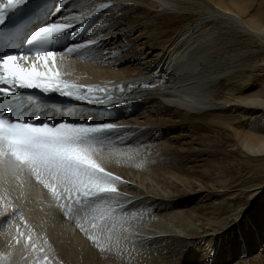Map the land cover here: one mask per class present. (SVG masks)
Here are the masks:
<instances>
[{
	"label": "bare ground",
	"instance_id": "obj_1",
	"mask_svg": "<svg viewBox=\"0 0 264 264\" xmlns=\"http://www.w3.org/2000/svg\"><path fill=\"white\" fill-rule=\"evenodd\" d=\"M186 1L46 0L48 20L37 29L73 25L55 36L56 67L100 102L24 89L32 94L25 119L117 125L97 147L101 165L122 180L102 201L77 202L62 189L57 201L28 173L0 179V264H264V0ZM186 12L196 17L172 16ZM89 40L97 43L67 52ZM197 62L204 71L194 75ZM55 101L89 114L54 122ZM207 132L254 157L234 190L204 163ZM235 191L239 212L228 213ZM97 204L127 222L113 231L94 220Z\"/></svg>",
	"mask_w": 264,
	"mask_h": 264
},
{
	"label": "snow or ice",
	"instance_id": "obj_2",
	"mask_svg": "<svg viewBox=\"0 0 264 264\" xmlns=\"http://www.w3.org/2000/svg\"><path fill=\"white\" fill-rule=\"evenodd\" d=\"M43 2L44 0H7L6 4H0V44L15 41L14 37L19 31V28L10 29L6 24L9 11L21 9V5L28 7L31 4L37 13H42ZM71 28L73 25L66 22L47 23L32 32L28 45L50 40ZM96 43L95 40H89L87 44H76L68 47L67 52L74 53L80 48ZM26 51L33 53L34 59L19 48H16L13 54L0 52V84L5 85L0 87V96L11 97L21 89H38L43 93H60L64 96H75L80 100L100 102L98 97L93 101L90 96L78 94L85 89L91 93L92 86L70 83L62 78L65 74L56 67L57 51L44 47H29ZM41 65L45 70L37 73V68ZM191 71L194 75L202 74L203 65L197 62L192 65ZM116 127L117 125L111 123L95 126L67 122L55 125L32 123L19 119L10 120L0 115V179H19L21 174L28 173L49 189L57 201L61 198V189L69 194L75 192L77 202L81 197L85 202H89L90 198L102 201L106 196L117 193L116 182L122 180L101 165L100 160L104 157L97 147L105 143L104 134ZM59 207L67 208L66 215L73 212L68 205L60 204ZM93 211L98 214L93 219L110 221L113 231L117 224L123 225L128 219L126 215H114L113 209L105 208L101 204H97ZM77 223L80 230L87 233L88 230L80 223L79 218ZM92 228L99 229L100 225L93 223ZM90 239L95 241L96 237L91 236Z\"/></svg>",
	"mask_w": 264,
	"mask_h": 264
},
{
	"label": "rangeland",
	"instance_id": "obj_3",
	"mask_svg": "<svg viewBox=\"0 0 264 264\" xmlns=\"http://www.w3.org/2000/svg\"><path fill=\"white\" fill-rule=\"evenodd\" d=\"M202 1L203 7H206L209 3L214 2V0ZM181 5L185 7H198L202 4L199 2V0H187L186 2L181 3ZM172 16L177 22H184L196 17L193 12L173 14ZM202 113L203 112H199L198 114ZM207 135V141L201 146V149L204 151L203 158L206 167L213 165L215 168L214 171L218 172L217 178H222L228 181L230 183L231 190H234L232 189L233 187L231 184L235 181L239 185L244 184L248 179L247 172L249 169L246 161L252 160L254 157H251L249 154L244 152V148H242V146H239L238 150H236L234 146V148L231 149V147L225 141V136L223 133L212 135L207 132ZM240 149L244 153H241ZM243 158H246L245 161ZM258 158L264 159V153L260 154ZM238 192L239 191H235L232 193L231 197L227 201V207L225 209L228 211V213L235 210L239 212V210L236 208L238 196H235Z\"/></svg>",
	"mask_w": 264,
	"mask_h": 264
}]
</instances>
